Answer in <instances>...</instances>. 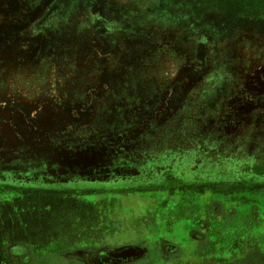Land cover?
<instances>
[{"label":"rangeland","instance_id":"rangeland-1","mask_svg":"<svg viewBox=\"0 0 264 264\" xmlns=\"http://www.w3.org/2000/svg\"><path fill=\"white\" fill-rule=\"evenodd\" d=\"M123 245L264 252V0H0V264Z\"/></svg>","mask_w":264,"mask_h":264},{"label":"water","instance_id":"water-1","mask_svg":"<svg viewBox=\"0 0 264 264\" xmlns=\"http://www.w3.org/2000/svg\"><path fill=\"white\" fill-rule=\"evenodd\" d=\"M147 253L148 251L146 249L140 248L138 246L129 245V246H121L116 249H103V250L89 249V250H81V251L78 250L70 253L68 256L83 258L84 260H87L91 264L93 262V259H97V258H101L98 261L103 260L104 259L103 257H106L105 260H108L109 254L120 258L123 257L126 259L125 261H132L145 256Z\"/></svg>","mask_w":264,"mask_h":264},{"label":"flooded vegetation","instance_id":"flooded-vegetation-1","mask_svg":"<svg viewBox=\"0 0 264 264\" xmlns=\"http://www.w3.org/2000/svg\"><path fill=\"white\" fill-rule=\"evenodd\" d=\"M123 246H129V245H123ZM132 246H138V245H132ZM162 246H163L162 249H160V251H159L160 255L162 257L170 258V257H172L174 255H177V253H178V246L177 245L170 244V243H165ZM138 247H140V246H138ZM116 248H119V247H114V248L105 247V248H99L98 250L116 249ZM81 250H83V249H80L79 251H81ZM92 250H94V249H92ZM147 255H148V253L145 256H143V257H141L139 259H135V260H132V261H125L126 259L123 258V257L120 258V257H116V256H113V255L109 254V259L108 260H105L106 257H103L104 258L103 260L98 261L101 258H97V259H93L92 263L93 264H138V262L140 260H144L145 259V260L149 261L150 258H148ZM99 257H102V256H99ZM78 261L81 262V264H90L87 260H84L83 258H79Z\"/></svg>","mask_w":264,"mask_h":264},{"label":"crops","instance_id":"crops-1","mask_svg":"<svg viewBox=\"0 0 264 264\" xmlns=\"http://www.w3.org/2000/svg\"><path fill=\"white\" fill-rule=\"evenodd\" d=\"M217 229V228H216ZM214 232H217L216 230H214ZM212 238H206V239H200V240H198V242H197V245L198 246H196V248L195 249H204V247H203V245L204 244H206V243H208V242H214V240H216V238L214 237V239L213 240H211ZM211 240V241H210ZM203 251V250H202ZM202 251L200 252V253H202ZM253 252H256V253H258V255H261L262 257H263V259H264V252L262 251V250H260V249H258V248H256V247H254V250H250L249 251V253H247V254H245V256H240V257H236V259H232V260H229V261H227V260H224L225 262H228L229 264H236V263H238L239 261H245V263H247V261H250L251 260V257L252 256H250L249 257V255H250V253H253ZM222 259H224V257L222 258ZM221 259V260H222ZM217 260H220V259H217ZM263 262H264V260H263ZM238 264H241V263H238Z\"/></svg>","mask_w":264,"mask_h":264},{"label":"trees","instance_id":"trees-1","mask_svg":"<svg viewBox=\"0 0 264 264\" xmlns=\"http://www.w3.org/2000/svg\"><path fill=\"white\" fill-rule=\"evenodd\" d=\"M24 244L23 243H14L12 245L9 246V251L12 254L18 255V251L23 250Z\"/></svg>","mask_w":264,"mask_h":264}]
</instances>
